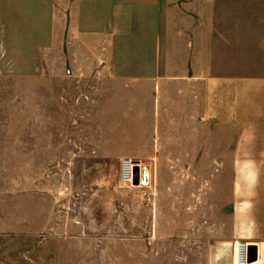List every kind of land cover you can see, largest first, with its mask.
Segmentation results:
<instances>
[{"label":"rangeland","instance_id":"obj_1","mask_svg":"<svg viewBox=\"0 0 264 264\" xmlns=\"http://www.w3.org/2000/svg\"><path fill=\"white\" fill-rule=\"evenodd\" d=\"M70 5L0 0V264H230L213 248L232 184L215 124L175 112L180 82L159 106L152 81L119 80L170 68L135 59L184 51L144 42L142 12L118 0ZM123 158L146 168V188L120 185Z\"/></svg>","mask_w":264,"mask_h":264},{"label":"crops","instance_id":"obj_2","mask_svg":"<svg viewBox=\"0 0 264 264\" xmlns=\"http://www.w3.org/2000/svg\"><path fill=\"white\" fill-rule=\"evenodd\" d=\"M57 1L71 3L74 13L84 0ZM118 1L122 13L128 7L137 15L142 12L144 26L137 33L151 35L143 37L144 42H151L157 50L184 51L135 59L136 66L170 68L162 74H136L119 80L136 81V88L140 82L152 81L150 88L157 94L159 106L167 104L158 97L165 82H180L181 87H175L180 95L173 105L175 112L186 116L189 123L199 121L200 129H206L209 121L215 124V159L232 184L231 199L226 203L228 230L213 248L225 249L232 264L234 246L243 241L251 247V259L255 257L250 264H264V0ZM101 76L100 80H107ZM23 147L25 159H30L31 137L23 139ZM206 147L207 142L200 141L195 161H207ZM217 208L223 209L224 203Z\"/></svg>","mask_w":264,"mask_h":264},{"label":"built area","instance_id":"obj_3","mask_svg":"<svg viewBox=\"0 0 264 264\" xmlns=\"http://www.w3.org/2000/svg\"><path fill=\"white\" fill-rule=\"evenodd\" d=\"M146 168L142 167L141 164H137L136 162L123 158L119 162V170H118V181L120 185H133L134 182V174L137 173L138 179V188H146L148 186L147 176H145L144 171ZM249 246L247 243L243 241L236 242L233 251V264H250L249 262Z\"/></svg>","mask_w":264,"mask_h":264},{"label":"water","instance_id":"obj_4","mask_svg":"<svg viewBox=\"0 0 264 264\" xmlns=\"http://www.w3.org/2000/svg\"><path fill=\"white\" fill-rule=\"evenodd\" d=\"M138 184V179H137V173H135L134 174V182H133V185H137ZM252 249H254V248H252ZM248 250H249V262H252V261H254L255 259V257H253L252 259H251V253H250V250H251V247H249L248 248ZM253 255H255V254H253Z\"/></svg>","mask_w":264,"mask_h":264},{"label":"bare ground","instance_id":"obj_5","mask_svg":"<svg viewBox=\"0 0 264 264\" xmlns=\"http://www.w3.org/2000/svg\"><path fill=\"white\" fill-rule=\"evenodd\" d=\"M125 187H134V186H131V185L128 184V185H126ZM234 264H235V262H234Z\"/></svg>","mask_w":264,"mask_h":264}]
</instances>
